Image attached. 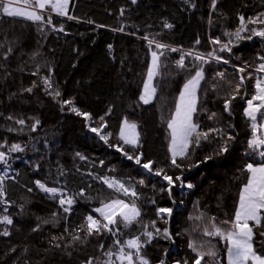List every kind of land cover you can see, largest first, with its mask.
Listing matches in <instances>:
<instances>
[{
	"label": "trees",
	"instance_id": "obj_1",
	"mask_svg": "<svg viewBox=\"0 0 264 264\" xmlns=\"http://www.w3.org/2000/svg\"><path fill=\"white\" fill-rule=\"evenodd\" d=\"M212 3L213 0H137L135 4L132 0H73L69 12L72 20L51 16L50 25L10 18L0 11V151L6 152L11 164V168L0 165V174L8 173L0 216L13 219L12 225L0 224V264H86L90 259L100 264L107 259L105 251L118 250L114 246L117 239L126 242L139 235L144 225L154 231L153 221L156 228L167 229L172 239H165L161 231L143 249L150 264L161 260L165 264H192L196 254L189 244L193 241L215 248L213 264H227V242L204 236L203 230L211 227L212 217L218 226L230 227L224 221L234 220L239 195L249 176L247 165L264 162L258 152L248 148L253 134L251 122L244 115L247 100L255 94L257 78L253 71L264 62V40L254 37L236 41L228 33L240 27L241 16L246 23L257 17L264 19V0H216L215 10ZM44 16L47 20L49 15ZM166 23L173 27H165ZM60 27L63 31L58 30ZM248 34L242 33L245 37ZM144 37L205 57L215 51L229 60L228 64L212 60L202 65L205 79L193 120L199 125L198 131L209 135L207 139L200 138L199 146L193 143L186 157L177 159L180 168L171 163V131L167 125L184 84L201 62L183 52H172L169 47L164 49L160 74L154 81L155 98L147 106L140 96L151 66V53L160 50L155 45L149 47ZM216 39L221 44L231 40V53L220 52L221 45L212 42ZM182 56L183 69L176 63ZM242 67L245 71L240 73L238 69ZM217 72H224V79ZM241 76L245 78L243 84ZM45 77L51 79V89L44 84ZM238 85L240 91L236 92ZM28 88L32 91H26ZM55 91L60 96H55ZM65 100H73L82 112L91 114V119L77 116L70 110L71 105L63 104ZM226 100H231L229 110L224 107ZM19 119L25 124H17ZM125 119L138 127V147L125 145L119 138ZM37 120L39 125L32 131ZM102 123L107 124L104 132L111 133L108 144L89 130ZM228 136L233 139L228 140ZM14 143L24 151L9 153L7 149ZM225 144L229 151L220 154L218 150ZM109 145H120L132 155L143 153L142 162L154 161L153 168L163 169L174 181L182 177L185 187L177 181L169 195L166 181ZM210 155L214 158L204 162ZM104 178L135 186L140 223L125 228L117 220L115 227L120 232L115 235L104 232L87 236L85 217L94 209L112 199H132L109 189L102 182ZM36 180L49 186L61 185L74 194L83 191L84 196H76V215L68 216L43 198L36 190ZM160 208H172V216L159 213ZM201 215L202 219H195ZM5 229L10 235H2ZM261 232L264 220L260 227H254L253 240L256 251L264 254Z\"/></svg>",
	"mask_w": 264,
	"mask_h": 264
},
{
	"label": "snow or ice",
	"instance_id": "obj_2",
	"mask_svg": "<svg viewBox=\"0 0 264 264\" xmlns=\"http://www.w3.org/2000/svg\"><path fill=\"white\" fill-rule=\"evenodd\" d=\"M17 0H0V11L7 17H24L33 22H40L46 24H52L51 15L45 20V16L42 14L45 11H50L58 16H66L69 19L73 17L68 15L70 0H24V4L31 8V10H22L21 8L14 7V3ZM137 0H132L135 4ZM194 7V5H193ZM216 0H213L212 8L215 10ZM248 24H259L264 25V19L259 17L255 19H250L245 22L243 16L240 17V27L234 33H228L229 36H234L236 41L243 39L251 40L254 37H258L264 40V28H248ZM165 27L172 28V24H165ZM63 31V27L58 29ZM122 31V29H120ZM242 33H249L246 37ZM148 40V37H144ZM214 44H220V52L231 53L232 41L229 40L228 43L221 44L219 39L212 41ZM199 43V41H197ZM149 47L155 45L156 49L160 51H152L151 57V67L147 73V82L144 85V93L140 96V100L144 104L151 103L152 99L156 94V89L152 84L154 77L160 74V57L164 55V49L169 46L159 43L155 40H148ZM170 51H177L176 48H171ZM11 49H9V53ZM185 55L193 56V59L201 62V66L195 72V74L184 84L183 91L180 93L178 102L175 106V112L172 118L168 122V128L171 129V163L177 168L181 165L177 163V157L183 159L188 155L189 147L193 145L199 146L200 138L203 137L207 139L208 132L198 131L199 125L194 122L193 116L197 112L198 103V91L200 89L201 81L205 79V72L203 68L204 63H210L212 60L217 62H223L228 64L229 60L223 59L222 57L216 55L215 51L208 54L205 57L203 54H194L192 52H187ZM8 56L5 55L4 59ZM264 60V57H261ZM177 66L181 69L185 68V62L183 56L176 62ZM238 71L243 73L245 69L239 68ZM257 72L264 73V63H261L256 69ZM35 74V73H33ZM216 75L220 79H224V72H217ZM244 76L240 77V82L243 84ZM44 84L47 89L52 88V82L49 77L44 78ZM26 91L31 92L32 88L26 89ZM240 91V86L236 87V92ZM55 96H60L59 91L54 92ZM232 100L236 99V96L231 97ZM259 101V103H255ZM65 106L71 105V111L77 116H82L86 121L91 119V114L88 112H82L74 103L73 100L63 101ZM231 100L225 101V109L229 110ZM264 77L257 78L255 81V94L252 95L250 99L247 100V107L245 109L244 115L248 117L251 122L252 138L248 142V148L256 153L258 152L261 161H264V135H260V131L264 129ZM259 114V120H258ZM215 116V113L212 114ZM12 119V117H8ZM103 118H101L102 120ZM19 125H24L25 121L22 119L16 120ZM39 125L37 120L35 125L31 127L32 131H35L36 126ZM107 124L102 123L99 127L90 126L89 130L95 133L100 140L105 144H108L111 133H105L104 129ZM136 124L130 123L127 119L123 121V128L120 131L119 138L123 141L125 145H130L132 147H138L140 142L139 133L136 131ZM10 131L12 129H9ZM213 131L223 132L222 129H213ZM103 133V134H102ZM228 140H232V136H228ZM110 147H115L117 152L122 153L127 160L134 161L136 165H139L142 169L147 170L148 173L160 177L163 181L167 182V191L169 195L172 193V188L178 181L181 187H185L182 177H175L168 175L163 169H154L152 160H147L142 162L143 153H137L135 155L129 154L124 151V148L120 145H109ZM7 151L12 152H23L24 148L21 147L19 143H14L8 147ZM220 154H226L229 151L227 144L220 147L218 150ZM81 159H86V157L81 156L77 153ZM214 157L208 156L205 161H211ZM10 157L4 151H0V165H4L6 168H11L9 163ZM198 166V165H197ZM247 173L249 174L246 183L244 184L242 191L239 195V206L235 211L234 220L232 222L224 221L225 224H230V227L225 229L218 226L215 223V218H211V227H205L203 230V235L207 237H219L221 240L227 242V264H264V254H260L256 251L253 244L254 240V227H260L262 220H264V162L259 164H248ZM8 178V173L5 171L0 174V202H5V189L4 181ZM107 185L109 189H113L117 193H121L123 196L131 197L130 201H125L124 199H112L109 202L102 203V205L94 211L99 214L100 218H96L93 215H88L86 217V235L92 236L93 234L103 235L104 232L112 233L115 235L120 232L118 227H115L118 223L117 218L119 217V222L123 224L125 228L130 227L134 223H140L141 210L137 207L136 200L139 199V194L135 190L134 185L126 186L125 183L111 178H104L102 181ZM36 186L44 193L48 194L50 198L57 199L60 207L64 213H70L72 206L76 203V196H84V192L81 191L76 194H69L66 189L61 187H49L46 183L40 180L35 181ZM186 187L192 188V184H187ZM31 191V189H29ZM155 201H153L154 203ZM172 208H160L159 213H166L167 217L172 216ZM202 215L195 217V219H202ZM168 222L167 219L164 221ZM250 222H252L250 226ZM0 224L12 225L13 219L8 216H0ZM152 228L154 231L148 230V225H144V230L135 237L128 239L126 242H121L117 239L114 242V246H118V250L113 252L111 249L105 251V256L107 259L100 262V264H150V261L143 255V249L147 245L151 244L153 239L156 238L157 234L161 233V229L155 227V221L152 222ZM38 230V229H34ZM81 231H84L82 228ZM4 236L10 235V232L5 229L2 233ZM162 235L165 239H172L171 233L164 229ZM264 236V232L260 233ZM143 238V239H142ZM74 239L79 240V236H75ZM206 242H201L197 244L195 241L189 244V247L196 254L192 264H213L217 257V251L211 244H208L206 248ZM103 245L101 248L103 249ZM127 249V250H126ZM167 255V253H165ZM115 257V259H113ZM206 258H208L206 260ZM86 264H93V260H89ZM159 264H165L164 260H161ZM187 264V261H185Z\"/></svg>",
	"mask_w": 264,
	"mask_h": 264
},
{
	"label": "built area",
	"instance_id": "obj_3",
	"mask_svg": "<svg viewBox=\"0 0 264 264\" xmlns=\"http://www.w3.org/2000/svg\"><path fill=\"white\" fill-rule=\"evenodd\" d=\"M179 1H180V2H183L184 0H179ZM191 5H192V4H191ZM191 5H190V7H191ZM169 48H176L177 51H175V52H177V53L183 51V48H179V47H171V46H170ZM263 63H264V62H263ZM253 72L255 73L256 78H262V77H264V73L257 72L256 70H254ZM41 182H43V181H41ZM44 183H45V182H44ZM47 185H48V184H47ZM48 186H49V185H48ZM175 186H176V184H175ZM35 187H36V190L42 195L43 198H45L46 200L52 202V203L55 204V205H56L61 211H63L62 208L60 207V205H59L57 199H52V198H50L49 195L46 194V193H44V192H42V191L36 186V184H35ZM49 187H53V186H49ZM55 187H61V188H64V189L67 190V192H68L69 194H74L72 191H70L69 189H67V188H65V187H63V186H61V185H59V186H55ZM75 209H76V203L72 206V210H71V212H70V213H66V214H67L68 216L73 215V214L76 212ZM89 215H93V216L96 217V218H100V217H99V214L96 213L95 211H93V213H92V214H89ZM86 217H87V216H86ZM86 217H85V219H86ZM119 219H120V218L118 217L117 220H119Z\"/></svg>",
	"mask_w": 264,
	"mask_h": 264
},
{
	"label": "rangeland",
	"instance_id": "obj_4",
	"mask_svg": "<svg viewBox=\"0 0 264 264\" xmlns=\"http://www.w3.org/2000/svg\"><path fill=\"white\" fill-rule=\"evenodd\" d=\"M72 2H73V0H70V3H69V12H70V8H71V5H72ZM30 3H31V1H30ZM14 7H18V8H21L22 10H31V8H29V7H27L25 4H24V0H17V2L16 3H14V5H13ZM69 12H68V15H69ZM43 15H51V16H55V17H61V18H66V16H58V15H56L55 13H53V12H50V11H45V12H43L42 13ZM10 18H15V19H20V20H24V21H28V22H33V21H30V20H28V19H26V18H24V17H10ZM152 62V61H151ZM151 67V66H150ZM154 81H155V77H154V79H153V81H152V84H153V86H154ZM146 82H147V79H146ZM145 82V83H146ZM201 84H202V81H201ZM201 84H200V87H201ZM183 91V90H182ZM143 93H144V91H143ZM199 93H200V89H199V91H198V93H197V95H198V101H199ZM143 102V101H142ZM152 102V101H151ZM152 103H149V104H145V105H151ZM198 104V103H197ZM194 117V116H193ZM137 126V125H136ZM170 131H171V129H170ZM170 147H171V143H170ZM190 148V147H189ZM177 159H180V157H177ZM250 226H251V223H250Z\"/></svg>",
	"mask_w": 264,
	"mask_h": 264
},
{
	"label": "crops",
	"instance_id": "obj_5",
	"mask_svg": "<svg viewBox=\"0 0 264 264\" xmlns=\"http://www.w3.org/2000/svg\"><path fill=\"white\" fill-rule=\"evenodd\" d=\"M67 18V17H66ZM154 98H155V96H154ZM154 98L152 99V102L151 103H153V101H154ZM123 128V127H122ZM136 131L139 133V131H138V127L136 128ZM262 135H264V129H262ZM128 146H130V145H128ZM251 224H252V222H250Z\"/></svg>",
	"mask_w": 264,
	"mask_h": 264
},
{
	"label": "bare ground",
	"instance_id": "obj_6",
	"mask_svg": "<svg viewBox=\"0 0 264 264\" xmlns=\"http://www.w3.org/2000/svg\"><path fill=\"white\" fill-rule=\"evenodd\" d=\"M183 53H187V52H190L189 50H186V49H183L182 51ZM73 215H76L75 213Z\"/></svg>",
	"mask_w": 264,
	"mask_h": 264
}]
</instances>
